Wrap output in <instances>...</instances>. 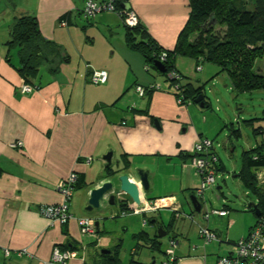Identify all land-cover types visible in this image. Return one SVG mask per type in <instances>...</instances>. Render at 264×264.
<instances>
[{
    "label": "crops",
    "instance_id": "crops-1",
    "mask_svg": "<svg viewBox=\"0 0 264 264\" xmlns=\"http://www.w3.org/2000/svg\"><path fill=\"white\" fill-rule=\"evenodd\" d=\"M126 2L160 46L173 48L189 13L188 0ZM84 4L85 0H35L19 9L6 6V11L0 15V264H54L50 263L53 248L72 247V244L76 245L72 248L76 254L67 264L100 263L98 253L111 248L99 246L101 236L93 247L91 241L79 242L78 218L88 216L97 221L91 214L93 210L83 211L82 206L87 204L91 188L111 179L103 159L108 152L112 153L111 169H115L114 162L124 169L119 174L128 173L138 181L133 170H148L149 189L141 190L143 198L173 196L177 200L180 193H189L190 197L195 195L200 183L191 164L193 146L200 136L211 138L206 124L197 122L201 111L193 104L195 102L178 103L167 76L149 67L139 52L126 46L125 28L116 12L105 11L88 19L82 14ZM21 14L35 15L42 36L59 44L67 56L54 74L47 63L41 65L34 81L30 82L37 86L36 90L24 94L19 92L23 78L8 61L17 64V56L11 55L6 45L11 24ZM64 14L67 16L63 25L60 18ZM89 27L101 28L106 34L103 37H108L104 38V49L98 55L92 48L94 34ZM81 31L89 35L83 37ZM197 64L192 57H175L174 70L182 79L181 83L199 87L202 82L217 77V65L203 62L197 70ZM96 69L107 71L105 83L90 81L91 71ZM154 84L159 88H152ZM137 86L146 88L143 96L138 94ZM215 118L216 123H221V119ZM16 140H21L23 146L11 147ZM261 142L264 148V136ZM213 151L216 153L215 147ZM71 172L82 174L86 185L74 191L69 205L72 217L61 225L41 215L39 208L63 201L57 186ZM117 199L116 209L109 208L113 204L105 199L98 212L108 210L112 215L119 214L120 201L127 202L128 198L124 194L116 195L115 205ZM198 201L201 211L202 201ZM178 203L180 212L191 214L193 219L177 218L170 209L132 214L136 222L141 219L144 228L137 234L145 233L144 237L137 238L135 234L134 238L151 252L158 251L151 245L155 243L159 227L166 236L157 238L162 255L167 247L163 248V243L167 244L171 236L177 240L173 264H216L217 258L229 251L230 244L244 237L257 220V217L250 220L236 234L224 235L211 229L219 240L205 243L199 236V226L209 227L211 216L205 219L203 211L195 216V209L191 211L184 198ZM222 208L227 214H214L215 217L227 216L235 223V214L230 212L229 206L224 204L218 209ZM162 211L167 215L163 216ZM145 218L147 223L143 224ZM98 226L99 222L97 233ZM2 248L10 249V256L5 257ZM23 248L30 255L16 254V250ZM137 252V247L131 249L132 255ZM150 259L144 263L160 264L163 256L159 261L152 255Z\"/></svg>",
    "mask_w": 264,
    "mask_h": 264
},
{
    "label": "trees",
    "instance_id": "trees-1",
    "mask_svg": "<svg viewBox=\"0 0 264 264\" xmlns=\"http://www.w3.org/2000/svg\"><path fill=\"white\" fill-rule=\"evenodd\" d=\"M122 1L115 0V6L121 8ZM188 7L186 22L180 29L173 48L166 49L160 46L140 21L132 27L123 24L126 46L139 52L149 67L165 76L169 71L177 73L174 70V59L177 55H181L192 57L201 64L210 62L217 65V74L226 73L236 93L264 90V74L259 73V70H254L255 60L262 55L261 50L264 51V0H188ZM66 16V14L61 16V23L66 24L64 22ZM213 22L225 26L222 35L212 32L208 23ZM194 31L198 32L197 36L189 41L188 37ZM9 35L10 38L6 45L10 49H17V64L8 61L16 68L25 82H33L44 63L49 65L50 72L54 74L59 70L60 63L67 60L59 44L42 36L37 17L33 14H21L15 17ZM162 52L166 53L163 61L160 60ZM155 61L161 62L166 71L159 72L154 65ZM181 80L180 78L178 81L181 90L179 93L175 91L178 97L182 94L184 102H194L199 94H203L204 106H208L203 85L195 87L189 82L183 84ZM254 120L256 119L251 118L246 122L252 125ZM253 131L255 134H261L262 127L258 126ZM243 163V169L238 176H241L244 183L256 195L260 216H264V191L258 187L253 174L254 170L264 168L262 142L256 143L254 147L245 152ZM217 170H222V166L218 165ZM106 172L108 176L112 175L114 169L108 168ZM85 185L83 175L77 174L73 191ZM126 205V202L121 200L120 211H124L127 208ZM249 209L254 211L252 208ZM256 217L257 222L259 217ZM136 236L141 238L145 236V233L142 231ZM155 236V243L151 246L154 250H160V241L157 239L158 236ZM72 248H76V245L72 244V247L66 245L62 249ZM111 253L113 249L108 254L99 252V264H120L116 256L109 257ZM130 264L146 263L131 261ZM147 264H155V262Z\"/></svg>",
    "mask_w": 264,
    "mask_h": 264
},
{
    "label": "rangeland",
    "instance_id": "rangeland-1",
    "mask_svg": "<svg viewBox=\"0 0 264 264\" xmlns=\"http://www.w3.org/2000/svg\"><path fill=\"white\" fill-rule=\"evenodd\" d=\"M35 2V0H0V15L6 11V6H13L23 8L22 5ZM122 22V21H121ZM210 22V21H209ZM212 22V21H211ZM124 28V25L122 23ZM211 26L213 33L223 34L225 26L213 22L208 23ZM207 26V27H208ZM99 28V26H97ZM3 27H1V30ZM94 35V46L92 47L94 53L98 55L100 50H103L105 41L103 37L106 36L105 32L100 29H90ZM211 32V33H212ZM83 37L84 31L80 32ZM198 32L194 31L188 38L192 41L196 38ZM261 56L255 60L254 70L264 74V51L261 50ZM11 55L17 56V49H11ZM199 64V63H198ZM95 69V68H94ZM203 92L205 94V100L208 102V107H199L193 103L201 111L196 117L198 124H206L208 136L213 138L214 147L218 155V165L222 170L218 171V177L216 183L212 186H208L202 196L197 199L202 201V209L197 212L193 210V205L190 201L189 193H180L177 196V200L183 198L188 202L189 209L196 214H200L202 211L211 212L213 208H221L224 204L228 205L230 212L235 214L236 221L229 219L227 216L224 218H217L213 213H210V229H217L224 235L228 232L236 234L243 229L245 225L252 219L255 220L256 216L253 211L248 210V204L256 201V195L251 189L244 183L241 176H238L243 169L245 152L254 147L256 143L262 141L264 136V90H253L250 92L236 93L231 86L226 73L217 74L215 79L202 82ZM213 116V117H212ZM215 117L221 119L220 122ZM255 118L252 125H248L246 120ZM258 126L262 127L261 134H255L253 129ZM235 131V132H233ZM263 135V136H262ZM116 162H114L115 164ZM254 177L258 187L264 191V170H254ZM87 204L82 206L84 211ZM110 206V205H109ZM118 206V199L116 205L113 204L111 209H116ZM98 209H93L92 215L97 217L99 222V237L100 245H106L113 249V253L109 254V257L116 256L120 264H130L131 261L148 262L152 255L158 261L161 256L165 258L164 252L152 251L146 247V245L134 238V235L138 231L144 229L141 227V219L138 222L134 219L132 214L119 215L110 214V211L105 210L98 212ZM163 216L167 215L166 212H161ZM150 216V215H148ZM203 216V213H202ZM131 219V221H129ZM229 219V220H228ZM232 223H231V222ZM207 222V221H205ZM98 232V231H97ZM249 232V231H248ZM247 232V233H248ZM245 234V236L247 235ZM79 242H90V246L93 247L94 237L83 236L79 233ZM164 238V237H163ZM166 238V236H165ZM164 238V239H165ZM238 240V239H237ZM138 244V245H137ZM163 243V248H164ZM137 247L138 252L135 255L131 254V249ZM166 247V246H165ZM98 258L99 254H98ZM100 260V259H99ZM152 261V259H150Z\"/></svg>",
    "mask_w": 264,
    "mask_h": 264
},
{
    "label": "built area",
    "instance_id": "built-area-1",
    "mask_svg": "<svg viewBox=\"0 0 264 264\" xmlns=\"http://www.w3.org/2000/svg\"><path fill=\"white\" fill-rule=\"evenodd\" d=\"M115 0H85L84 7L82 9V14L84 17L90 19L94 18L97 14L101 12H116L124 25L135 26L139 22L137 14L132 9L117 8L115 6ZM63 25L65 23H62ZM166 53H161V61L164 60ZM197 70L201 69V63L197 64ZM167 78L172 82V85L177 93L181 90L180 76L169 71L167 73ZM90 81L95 84H102L107 81V71L105 69L92 70L90 74ZM152 88L158 89L159 85L154 84ZM37 86L31 83L23 82L19 86V92L31 93L36 90ZM136 90L140 96H143L146 88L143 86H137ZM179 95V94H178ZM177 102L183 103L182 94L178 97ZM11 147L18 148L23 146L21 140H16L12 142ZM214 143L213 140L206 136H200L196 139L193 146V157L191 164L195 169L196 173L200 177L199 186L195 190V195L198 198L203 195L204 190L208 186H212L216 183L218 175V156L213 151ZM77 180V174L71 172L68 178L61 181L57 190L62 194L63 201L58 204L52 205H41L39 212L41 215L47 217L51 221L60 223L61 225L66 224L68 220L72 217L69 210V205L73 197V185ZM127 208L124 211H120L119 215L128 214H148L156 212L160 209H170L175 212L176 217H183L187 219H193L191 214H182L180 212L179 203L173 196L159 197L154 199H146L141 196V204L135 206L130 200L126 202ZM227 210L222 209H212L210 213L218 215H226ZM209 212L204 211L203 217L208 219ZM147 223V219H143V224ZM79 232L83 236H92L94 241L99 242V235L97 233V228L95 226V220L88 216H83L78 218ZM199 236L203 239L205 243L211 241H218V235L215 231L209 229L207 225L199 226ZM177 246V240L174 237H169L167 241V247L164 250L165 258L160 262V264H173L175 261L174 249ZM3 255L5 257L10 256L11 252L8 248H2ZM18 256H23L25 254L30 255L27 249L23 248L21 250H16ZM76 251L72 249H62L55 246L51 252L50 263L54 264H67L68 260L75 256ZM216 264H264V216H260L256 224H254L246 236L239 238L238 240L230 244L229 251L217 258Z\"/></svg>",
    "mask_w": 264,
    "mask_h": 264
},
{
    "label": "water",
    "instance_id": "water-1",
    "mask_svg": "<svg viewBox=\"0 0 264 264\" xmlns=\"http://www.w3.org/2000/svg\"><path fill=\"white\" fill-rule=\"evenodd\" d=\"M121 7L124 9L130 8L129 3L126 0L121 2ZM155 67L161 73L166 71L164 65L159 62H154ZM194 102L199 104V106L203 107V94H199L195 99ZM112 153L108 152L103 156L105 161L104 167L111 168V161ZM124 169H120L118 167V163L115 164L114 173L110 175L111 179L103 181L100 185L93 187L89 190V196L87 200V206L85 210L92 211L93 209H97L100 207L101 203L107 199L109 204H114L116 200V195L124 194L128 200H130L135 206L141 204V195L142 191H147L149 189V181H148V170L142 168H136L133 170V175L137 177L135 179L131 178L130 174L119 172L123 171ZM114 179V180H113ZM190 201L193 205V208L199 212L200 211V203L196 197V195L192 194L190 196ZM249 206L254 210L256 216H260V210L255 202H251ZM98 225V222H95V226ZM158 237L165 236V232L161 227L158 228ZM110 252L109 249H101L100 253L108 254Z\"/></svg>",
    "mask_w": 264,
    "mask_h": 264
}]
</instances>
